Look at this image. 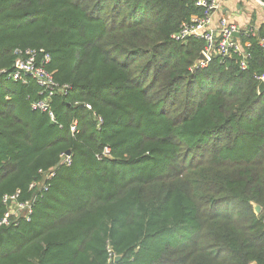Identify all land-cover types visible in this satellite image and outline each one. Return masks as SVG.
<instances>
[{"label":"trees","instance_id":"obj_1","mask_svg":"<svg viewBox=\"0 0 264 264\" xmlns=\"http://www.w3.org/2000/svg\"><path fill=\"white\" fill-rule=\"evenodd\" d=\"M202 15L191 0H0V220L4 196L30 199L72 157L31 222L0 228V264H107L108 247L115 264H264V27L240 37L246 70L196 68L204 43L171 36ZM17 49L45 50L68 86L56 123L31 109L33 81L7 80Z\"/></svg>","mask_w":264,"mask_h":264},{"label":"built area","instance_id":"obj_2","mask_svg":"<svg viewBox=\"0 0 264 264\" xmlns=\"http://www.w3.org/2000/svg\"><path fill=\"white\" fill-rule=\"evenodd\" d=\"M194 5L203 10L202 16H194L188 23H183L179 31L171 36V40L178 43H185L189 39H195L204 43L203 55L204 61H197L196 68H205L214 57L221 59L232 58L237 59V65L240 70L244 71L248 67L251 59L250 44L242 43L241 36H258V29L252 26L239 28L234 23L228 21L225 17H221L214 25L212 22V14L220 8L221 2H229L231 0H191ZM258 5L264 8L262 0H255ZM258 43L264 53V37L259 38ZM14 63L12 71L6 73V78L12 82H18L22 85H28L33 81L38 88L39 99L31 103V109L41 112L56 123L55 114L52 109V100L56 96L68 95L69 88L67 85H60L55 81L54 73L49 70L51 64V56L43 49H17L14 51ZM260 83H264V75L256 77ZM87 111H91L90 105H85ZM97 128L102 124V119L96 117ZM70 133L75 135L78 133L77 121L70 124ZM103 155L109 156L108 149H104ZM72 164V157L63 154L57 167L49 170H40L38 180L32 182L29 191L32 197L30 199L21 200V192L17 191L14 195L4 196L3 204L7 206V212L0 220V228L17 225L18 223H29L34 214V204L37 198L42 197V193L47 192L50 182L56 176V170L59 166L69 167ZM107 264H115L116 256L107 249Z\"/></svg>","mask_w":264,"mask_h":264},{"label":"crops","instance_id":"obj_3","mask_svg":"<svg viewBox=\"0 0 264 264\" xmlns=\"http://www.w3.org/2000/svg\"><path fill=\"white\" fill-rule=\"evenodd\" d=\"M244 1L221 2L220 8L212 14L213 24L215 25L221 17H225L239 28L252 26L259 29L264 27V8L248 5Z\"/></svg>","mask_w":264,"mask_h":264},{"label":"water","instance_id":"obj_4","mask_svg":"<svg viewBox=\"0 0 264 264\" xmlns=\"http://www.w3.org/2000/svg\"><path fill=\"white\" fill-rule=\"evenodd\" d=\"M186 43L187 42H185L183 44H186ZM204 60L205 59H204L203 55H200L197 61H204ZM257 90H258L259 94L264 93V83L263 82L258 85V89ZM66 155H70V151H67ZM253 211H254V214L256 216H260L261 213H262V208L259 205L254 204L253 205ZM119 260H120V257H116V262H118Z\"/></svg>","mask_w":264,"mask_h":264},{"label":"rangeland","instance_id":"obj_5","mask_svg":"<svg viewBox=\"0 0 264 264\" xmlns=\"http://www.w3.org/2000/svg\"><path fill=\"white\" fill-rule=\"evenodd\" d=\"M244 2H245L246 4H248V5H254V6H256V7L259 6L258 3H257L255 0H245Z\"/></svg>","mask_w":264,"mask_h":264}]
</instances>
